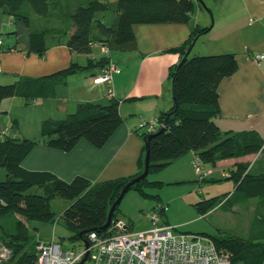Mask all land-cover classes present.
Masks as SVG:
<instances>
[{
    "label": "crops",
    "instance_id": "0c3cea01",
    "mask_svg": "<svg viewBox=\"0 0 264 264\" xmlns=\"http://www.w3.org/2000/svg\"><path fill=\"white\" fill-rule=\"evenodd\" d=\"M89 1L59 0L51 5L47 19L37 16L29 5L17 16L0 8V84L15 83L19 77L47 78L63 69L77 67L73 75L57 80L52 96L38 98L30 104L21 97L4 99L0 104L2 138L39 139L45 121L64 120L82 103L107 105L116 100L123 119L102 148H96L85 139L71 151L39 142L23 159L25 169L51 172L67 182L80 176L95 184L133 178L138 174L140 161L144 163L146 156L140 124L142 120L159 119L172 108L170 67L183 59L180 48L187 44L196 27L209 28V31L198 38L192 55L233 54L238 61L237 71L225 78L219 87L220 113L214 121L220 129V138L253 131L264 140V0H202L207 9L193 0L194 12L188 23L134 25L136 41L126 46H116L111 37L98 34V24L116 28L118 20V0H99L109 5L108 11L94 15L92 43L99 45L91 46L90 54L75 53L68 47L74 30L71 15L79 5ZM25 16L30 19L29 27L23 21ZM45 28L54 32L46 38L45 55L40 57L31 49L30 35ZM101 45L109 48L108 56ZM255 55L263 56L260 64L254 60ZM101 62H111L119 68L110 85L94 83V78L104 69ZM195 155L190 151L168 166L174 167L180 182L220 181L226 178L222 174L233 172L239 162L248 163V172L252 174H264V147L258 154L219 160L214 165L205 163L213 173L202 181L193 166ZM4 178L6 172H0V180ZM234 189L232 182L227 192L231 194ZM260 205L261 202L253 198L231 210L250 209L251 218L246 221L241 237L264 243V218L258 212ZM261 210L264 212V205ZM5 217H0V221ZM39 223L33 225L37 231L36 240L54 241L45 235L46 226L53 222Z\"/></svg>",
    "mask_w": 264,
    "mask_h": 264
},
{
    "label": "trees",
    "instance_id": "16d2710c",
    "mask_svg": "<svg viewBox=\"0 0 264 264\" xmlns=\"http://www.w3.org/2000/svg\"><path fill=\"white\" fill-rule=\"evenodd\" d=\"M59 0H0V8L10 15L17 16L29 5L34 13L47 19L50 7ZM107 3L90 0L79 5L71 15L74 30L68 47L72 52L90 54L92 50L93 19L96 13L106 12ZM118 20L116 28L98 24V34L111 37L116 46H126L136 41L134 25L144 24H186L194 12L193 0H118L116 4ZM26 26L30 19L23 17ZM209 28L196 27L187 44L180 48L184 55L195 38L205 35ZM54 31L45 28L30 35L32 51L40 57L45 55V42ZM0 51L2 48L0 46ZM103 63V62H101ZM104 64V63H103ZM108 63L105 62L103 67ZM180 64V63H179ZM170 67L173 106L163 113L159 120L165 125L164 132L149 140L146 131L142 133L144 142L149 144V174L161 172L175 160L194 151L205 163L214 165L219 160L241 158L258 154L264 147V140L256 132H244L221 139L220 129L214 118L220 113L219 87L222 81L238 69V61L233 54L195 56L190 54L181 65ZM89 67L92 65L90 60ZM77 67L63 69L47 78L33 79L19 77L15 83L0 84V104L4 99L21 97L30 104L38 98L54 94L58 79L76 73ZM123 123L119 102L110 101L107 105L90 103L79 104L77 110L64 120H47L42 124L39 139L2 138L0 133V170L6 172V179L0 181V217L15 218L13 232L0 225V241L13 249L12 264H33L36 255L24 251L23 245L30 239V222L52 223L55 213L52 201L67 199L72 204L62 213L67 228L74 233L71 241L79 239V233L93 228H101L107 221L109 210L118 199L125 185L144 171L140 161V172L133 178H121L95 184L84 177H76L67 182L46 171H30L22 166V161L31 149L43 142L51 148L71 151L77 143L85 139L96 148H102ZM249 164L239 162L229 177L235 186L231 194L203 199L195 204L200 215L205 216L223 199L221 207L231 210L245 205L255 198L264 205V174L248 172ZM160 182H151L148 176L136 183V190L146 197V190L160 187ZM35 189L36 191H32ZM121 204V203H120ZM160 205V204H159ZM117 207L114 216H117ZM262 211V212H261ZM259 215V214H258ZM88 233L83 237L87 238ZM213 238L217 247L232 254L233 262L263 264L264 243L237 235L226 234L222 238L201 233ZM23 253V254H22Z\"/></svg>",
    "mask_w": 264,
    "mask_h": 264
},
{
    "label": "built area",
    "instance_id": "2783aa9c",
    "mask_svg": "<svg viewBox=\"0 0 264 264\" xmlns=\"http://www.w3.org/2000/svg\"><path fill=\"white\" fill-rule=\"evenodd\" d=\"M2 40L0 39V45ZM99 45L92 43L91 46ZM106 56L110 50L101 45ZM260 64L262 55H255ZM2 68L0 66V72ZM119 72L113 63H108L94 78L95 84L112 82V76ZM111 96L113 92L110 91ZM165 128L158 119L142 120L140 129L154 134ZM193 166L200 181L213 173L196 154ZM229 174H222L223 177ZM167 206L158 205L150 214L152 227L147 230L133 231L124 222H113L104 231H91L87 234L86 247L83 249H64L61 243L40 240L36 244L37 256L33 264H80L88 253L85 263L89 264H244L233 262L232 254L217 247L213 238L201 233L181 232L176 227L161 224V216ZM13 249L0 241V264L11 263ZM84 263V264H85Z\"/></svg>",
    "mask_w": 264,
    "mask_h": 264
},
{
    "label": "rangeland",
    "instance_id": "374dc122",
    "mask_svg": "<svg viewBox=\"0 0 264 264\" xmlns=\"http://www.w3.org/2000/svg\"><path fill=\"white\" fill-rule=\"evenodd\" d=\"M212 14L214 16L213 12ZM146 120L151 121L152 119ZM142 131L144 132L145 130L142 129ZM168 168L148 175L149 181L160 182L162 184L159 188L146 190L149 195H158L160 203L155 198L143 196L136 190H130L124 196L117 210V216H113L112 223L124 222L130 230L134 231L150 229L153 226L150 214L154 213L159 204H162L167 206V210L161 216L160 223L176 227L181 232L208 233L218 238H222L226 234L243 235L242 230L246 228V221H249V218H251L252 211L250 209L240 207L228 210L224 206L221 207L222 198L218 200V205L211 209L212 212L207 216L200 215L195 207V204L204 198L227 194L228 190L231 189V180L225 179L203 183L199 181L180 182L177 180L179 179L178 176L173 171L174 167ZM0 172L5 171L2 169ZM229 176L230 174L225 177ZM4 180L5 178L0 181ZM71 204L70 200L62 198H56L52 201L55 218L52 224H49L48 227L46 226L45 235L48 239L61 243L64 249L81 251L83 249V241L80 239L75 241L70 240L74 233L67 228L64 220L61 218L62 213ZM0 223L7 230L12 231L15 226V218L6 216ZM34 224L38 225L40 223L35 221L29 223L30 239L24 243L23 252L28 254L34 253L37 256L36 244L40 239L36 240L37 231L34 229Z\"/></svg>",
    "mask_w": 264,
    "mask_h": 264
},
{
    "label": "water",
    "instance_id": "95a60500",
    "mask_svg": "<svg viewBox=\"0 0 264 264\" xmlns=\"http://www.w3.org/2000/svg\"><path fill=\"white\" fill-rule=\"evenodd\" d=\"M200 2V4H202L204 6V8L207 9L206 4L202 1V0H198ZM212 16V15H211ZM199 37L195 38V40L192 43V46L190 47V49L187 51V53L184 55L183 59L181 60L180 64L183 63L188 56L191 54L192 49L194 47V45L196 44L197 40ZM164 128L159 130L158 132L148 135L147 139L149 140L150 138H152L153 136H155L156 134L162 133L164 132ZM145 151H146V156H145V162H144V171L142 174H140L139 176L135 177L134 179H132L131 181H129L125 187L122 189L120 196L118 197V199L113 203V205L111 206L108 216H107V221L106 223L101 227V228H93V229H89L86 231H82L79 233V239L82 240L86 247H88L89 243L86 241V239L83 237L84 233H89L91 231H97V232H101L106 230L112 223L113 221V216L114 213L117 209V207L120 205V203L122 202L124 196L126 195L127 192H129L131 190V188L138 182H140L141 180L145 179L148 175H149V167H150V149H149V144L146 142L145 143ZM88 253L85 255L84 259L82 260V262L80 264H84L86 259H87Z\"/></svg>",
    "mask_w": 264,
    "mask_h": 264
},
{
    "label": "bare ground",
    "instance_id": "6f19581e",
    "mask_svg": "<svg viewBox=\"0 0 264 264\" xmlns=\"http://www.w3.org/2000/svg\"><path fill=\"white\" fill-rule=\"evenodd\" d=\"M159 120V119H158Z\"/></svg>",
    "mask_w": 264,
    "mask_h": 264
}]
</instances>
